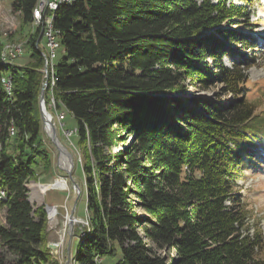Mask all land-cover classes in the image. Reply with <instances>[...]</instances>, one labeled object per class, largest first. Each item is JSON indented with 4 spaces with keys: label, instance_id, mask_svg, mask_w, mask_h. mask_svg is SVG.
<instances>
[{
    "label": "trees",
    "instance_id": "1",
    "mask_svg": "<svg viewBox=\"0 0 264 264\" xmlns=\"http://www.w3.org/2000/svg\"><path fill=\"white\" fill-rule=\"evenodd\" d=\"M41 1L14 0L12 10L35 24ZM241 1L62 3L30 36L24 65L2 64L0 40V264H60L48 246L47 212L33 208L27 187L40 168L51 169L40 109L48 20L66 55L46 103L55 98L76 121L86 181L89 227L76 264H103L118 245L115 264H264V237L249 232L237 190L256 158L247 144L264 142V118L245 97L252 37L228 28L253 24L252 0ZM225 56L239 60L226 66ZM213 82L234 102L186 95Z\"/></svg>",
    "mask_w": 264,
    "mask_h": 264
},
{
    "label": "rangeland",
    "instance_id": "2",
    "mask_svg": "<svg viewBox=\"0 0 264 264\" xmlns=\"http://www.w3.org/2000/svg\"><path fill=\"white\" fill-rule=\"evenodd\" d=\"M232 1L237 4H243L241 0ZM13 2L14 0H0V40L4 45L2 53L8 57L6 58L8 65L5 64V66L24 65L29 61L33 50L28 41L30 36L39 27L38 24L34 23L24 25L20 15L15 14L12 10ZM252 2L251 18L253 24L251 26L243 24L241 27L233 26L228 28L238 33L243 32V34L252 37L251 46H254V48L248 50L250 58L246 60V64L251 67L247 70L250 82L245 97L254 102L257 107L256 112L264 118V0H252ZM224 41L222 40V42ZM43 42H41L43 52L49 55L51 51L49 52L47 49L46 42L45 44ZM226 48L222 49H226L229 52L230 47L226 46ZM20 52H22L21 56ZM14 54L16 55L15 58ZM65 55V48L63 45H60V48L53 57V63L57 65ZM238 60V56L234 58L225 56L223 61L226 66H231L234 62L237 63ZM207 61L212 63V59H207ZM49 62L51 63V60ZM47 83L49 84V80L45 78L44 87ZM222 88L223 84L217 82L210 83L206 90L200 89L197 86H189L186 95L208 98L222 104L234 102L235 98L233 95H224ZM50 99L53 98L50 96ZM47 110L52 115V124L56 127L60 141L73 155V178L71 179L64 170L66 164L63 157L47 135L45 125L43 124L44 147L51 157V169L49 174L45 175L42 174L43 167L40 168L38 172L40 176L28 183L29 200L34 209L44 207L46 210L47 206L57 208V216L54 222L51 221L50 214L47 213L49 244H55L56 246L55 250L51 249L52 254L60 264H66L68 249L70 247V264H76L75 256L77 255L79 241L82 240L84 235V226L89 227L86 208V181L79 166L81 165V157L76 148L74 136L68 137L65 133L67 129H74L77 123L70 116L64 122H60L55 118L54 110L49 107H47ZM261 132L264 135V128ZM128 142L130 143L129 138ZM256 144L258 146H253L252 148L250 144H247L252 152L255 153L256 158L254 161H247L244 166L242 177L237 182V190L243 196L244 203L249 211V232L253 234L256 229H260L264 237V142L257 141ZM75 183H78L80 187V194L76 190ZM76 202L77 209L75 216L77 223H75L70 235L68 216H70ZM4 217L5 211L1 209L0 224L5 222ZM120 256L121 250L118 245L117 256L112 259L106 256L102 263L115 264L120 260ZM261 258L264 260V250L261 253Z\"/></svg>",
    "mask_w": 264,
    "mask_h": 264
},
{
    "label": "bare ground",
    "instance_id": "3",
    "mask_svg": "<svg viewBox=\"0 0 264 264\" xmlns=\"http://www.w3.org/2000/svg\"><path fill=\"white\" fill-rule=\"evenodd\" d=\"M50 0H42L41 3L39 4V6L37 7V9L35 10V19H36V23L35 24H40L43 19H44V15H45V12L47 11L46 10V7L45 5L49 2ZM73 0H68V1H65L64 3H71ZM49 26V29H53V26H52V23H51V20H48L46 23H44L43 25V37L45 35V31H46V27ZM56 45L60 46V43L58 42V39L56 37ZM46 46H47V49L49 50V55H46L45 54V57L46 58H50L51 60V63L49 62L48 63V68L47 69V76L48 78H46L47 80H49V84H51L52 87H54L55 85V79H54V71H55V64L53 63V57L56 53V50L54 49V47L52 46L51 42H46ZM19 53V52H18ZM15 54H14V58H15ZM6 58H8L7 56L5 55H2V64L5 65L7 64L6 62ZM10 61V60H8ZM14 61V60H13ZM50 64V65H49ZM8 65V64H7ZM50 66V67H49ZM51 69V71H49ZM3 83L5 84V86L7 88L10 89L11 87V83H10V79L9 77H5L3 78ZM48 83L45 85V87H47L49 85ZM48 119V122L51 121L50 123H48L46 129L51 133L52 132V118L49 117ZM66 120V113H59V119L58 121L60 122H64ZM76 132V130H75ZM11 135H14V132L12 131L11 132ZM68 151V150H67ZM70 152H66V154H63L61 155L63 157V160L65 162V167L64 168H71L72 166V163H73V158L70 156ZM73 168V167H72ZM5 196V193L4 192H0V199H2L3 197ZM49 214H50V219L52 222H54V220L56 219V216H57V208L54 207V208H50L49 209ZM69 217V216H68Z\"/></svg>",
    "mask_w": 264,
    "mask_h": 264
},
{
    "label": "water",
    "instance_id": "4",
    "mask_svg": "<svg viewBox=\"0 0 264 264\" xmlns=\"http://www.w3.org/2000/svg\"><path fill=\"white\" fill-rule=\"evenodd\" d=\"M40 109H41V114H42V119H43V124L45 125V128L47 127L48 123H50L51 121L48 122L49 117H51V115L48 113L46 106H45V91H42L41 94V100H40ZM46 133L49 136V138L51 139V141L54 143V145L57 147L58 151L60 152L61 155L66 154L67 148L62 144V142L60 141L58 134H57V130L56 127L54 126V124L52 125V132L50 133L47 129H46ZM71 154V153H70ZM71 157L73 156L72 154L70 155ZM72 165H74V162L72 163ZM73 167V166H72ZM64 168V170L68 173V175L70 176V178L72 179V171L73 168ZM76 187L77 192L80 194L81 190L80 187L78 185V183L74 184ZM50 208H54V207H50L47 206L46 207V211L49 214V209ZM76 209H77V202L75 203L73 210L70 213L69 216V226H70V235H71V231L73 230V227L75 225V223H77V219L75 216L76 213ZM49 248L52 250L56 249L55 244H49ZM71 253H70V247L68 249V259L66 261V264H70L71 263V257H70Z\"/></svg>",
    "mask_w": 264,
    "mask_h": 264
},
{
    "label": "built area",
    "instance_id": "5",
    "mask_svg": "<svg viewBox=\"0 0 264 264\" xmlns=\"http://www.w3.org/2000/svg\"><path fill=\"white\" fill-rule=\"evenodd\" d=\"M65 1H68V0H50L45 5L47 13L49 12L48 14H53L54 11H56L58 9L59 5H61ZM56 35H57V31L55 29H49V26H47L43 39L45 40V42H51L52 46L57 51L60 48V46L56 45ZM21 54H22V52H20V56H21ZM44 60H45V67L43 69V72H44V79H45V78H48L47 68H48V63H49L50 58L44 57ZM43 90L46 93L47 87H44V84H43L42 91ZM45 106H46V109H47V107H49L50 109L54 110L56 119H59V113H64L63 110L58 109L55 98L50 99L48 104L46 103V98H45ZM48 113L50 114V112H48ZM51 118H52V115H51ZM65 133L68 137H72L76 134L75 129H67V130H65ZM0 192H3V191H0Z\"/></svg>",
    "mask_w": 264,
    "mask_h": 264
},
{
    "label": "crops",
    "instance_id": "6",
    "mask_svg": "<svg viewBox=\"0 0 264 264\" xmlns=\"http://www.w3.org/2000/svg\"><path fill=\"white\" fill-rule=\"evenodd\" d=\"M42 41H44V42H43V44H45V40H44V39H42ZM42 41H41V42H42Z\"/></svg>",
    "mask_w": 264,
    "mask_h": 264
}]
</instances>
